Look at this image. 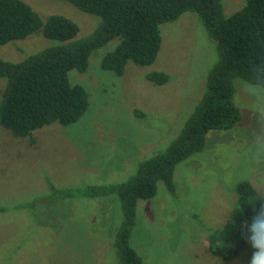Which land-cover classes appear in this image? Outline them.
<instances>
[{"label":"rangeland","instance_id":"obj_1","mask_svg":"<svg viewBox=\"0 0 264 264\" xmlns=\"http://www.w3.org/2000/svg\"><path fill=\"white\" fill-rule=\"evenodd\" d=\"M25 1L44 18L51 13L71 18L78 24L77 36L90 33L101 20L69 1ZM245 2L222 0L224 14ZM160 32V49L149 65L129 61L122 75L102 69L100 57L112 41L90 54L81 76L70 70L72 80L88 93L87 109L77 121L53 122L30 137L15 136L0 125V264H119L113 237L121 209L115 196L111 202L75 196L34 207L24 204L50 191L46 178L59 188L125 180L141 159L176 136L204 93L218 52L194 11L162 23ZM53 43L33 33L1 44L0 57L16 61ZM150 70L167 72L168 81L150 83L145 78ZM242 81H234L240 121L227 130L209 131L203 154L177 164L179 196L166 199L159 184L154 197L138 201L131 244L140 245L144 264H248L247 254L230 263L209 256L202 242L205 230L175 219L182 209L189 216L198 212L216 223L224 221L239 179L250 180L264 194V152H251L254 143L264 140V87L252 84L262 93L253 97ZM136 107L139 116L133 114Z\"/></svg>","mask_w":264,"mask_h":264},{"label":"trees","instance_id":"obj_2","mask_svg":"<svg viewBox=\"0 0 264 264\" xmlns=\"http://www.w3.org/2000/svg\"><path fill=\"white\" fill-rule=\"evenodd\" d=\"M65 1L99 16L100 22L90 33L77 36L78 24L64 14L51 13L44 18L25 0H0V45L33 33L54 41L40 50L25 52L16 61L0 57V125L15 136L30 137L34 130L53 122L69 125L77 121L87 109L88 93L69 72L74 69V74L85 73L90 54L109 42L114 41V45L100 57V67L116 75L124 73L129 61L138 65L153 63L161 44L160 25L185 11L200 16L216 43L218 57L208 69L205 91L163 149L141 159L135 171L118 182L59 188L46 178L50 191L24 204L34 207L38 202L75 196L110 201L115 196L121 209L113 237L119 264H144L140 245L136 241L131 244L140 213L138 201L154 197L159 184L164 187L161 191L166 199L179 196L177 164L196 153L203 154L209 131L227 130L240 121L241 110L234 101L236 78L264 87V0H246L228 15L223 12L222 0ZM145 78L161 85L168 81L169 74L150 70ZM140 113L137 107L133 109V114ZM233 189L234 205L224 221L216 223L198 212L191 217L182 209L175 218L178 222L193 221L194 230H205L202 242L206 252L224 263L242 254L251 255L253 250L242 235V224L251 215V206H255L253 197L259 198L257 207L264 204V194H259L248 179H239Z\"/></svg>","mask_w":264,"mask_h":264},{"label":"clouds","instance_id":"obj_3","mask_svg":"<svg viewBox=\"0 0 264 264\" xmlns=\"http://www.w3.org/2000/svg\"><path fill=\"white\" fill-rule=\"evenodd\" d=\"M242 84L245 90L253 97L262 95L260 89L250 82L242 81ZM257 151L264 152V140L253 144L251 152L255 154ZM253 200L255 206L252 207L250 202L252 213L244 220L241 231L253 250L248 259V264H264V204L257 207L259 198L253 197Z\"/></svg>","mask_w":264,"mask_h":264}]
</instances>
